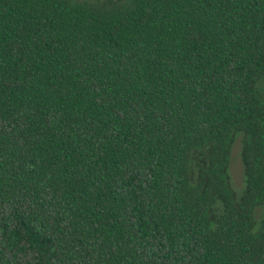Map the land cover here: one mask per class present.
I'll return each instance as SVG.
<instances>
[{
	"label": "trees",
	"instance_id": "obj_1",
	"mask_svg": "<svg viewBox=\"0 0 264 264\" xmlns=\"http://www.w3.org/2000/svg\"><path fill=\"white\" fill-rule=\"evenodd\" d=\"M263 78L264 0H0V264H264Z\"/></svg>",
	"mask_w": 264,
	"mask_h": 264
},
{
	"label": "rangeland",
	"instance_id": "obj_2",
	"mask_svg": "<svg viewBox=\"0 0 264 264\" xmlns=\"http://www.w3.org/2000/svg\"><path fill=\"white\" fill-rule=\"evenodd\" d=\"M95 1V0H89ZM257 91L261 97L264 99V78L259 80L257 83ZM242 133L237 134L235 138L231 150H230V163H229V171L232 178V186L236 193V196L240 198L245 190V174H244V165L242 160V149H243V141H242ZM262 207H257L255 209V218L257 220L260 219V215L262 214Z\"/></svg>",
	"mask_w": 264,
	"mask_h": 264
}]
</instances>
